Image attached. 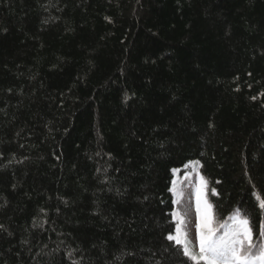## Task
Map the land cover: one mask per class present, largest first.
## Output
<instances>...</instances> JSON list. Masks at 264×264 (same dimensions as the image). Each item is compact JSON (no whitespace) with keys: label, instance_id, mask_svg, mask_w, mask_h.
I'll return each instance as SVG.
<instances>
[{"label":"trees","instance_id":"1","mask_svg":"<svg viewBox=\"0 0 264 264\" xmlns=\"http://www.w3.org/2000/svg\"><path fill=\"white\" fill-rule=\"evenodd\" d=\"M191 179L264 264V0H0V264H197Z\"/></svg>","mask_w":264,"mask_h":264},{"label":"snow or ice","instance_id":"2","mask_svg":"<svg viewBox=\"0 0 264 264\" xmlns=\"http://www.w3.org/2000/svg\"><path fill=\"white\" fill-rule=\"evenodd\" d=\"M175 172V170H173ZM175 183V181H173ZM264 208V204H261ZM199 197L197 212L199 213ZM198 224L197 229L199 233V255H193L186 241L181 240L180 229L177 228V235H169V241H175V244H183V254L195 260L197 264L203 261L204 264H251L249 251L251 245V232L249 229V221L247 219H240L236 222V226L230 233H226L224 237L214 238L215 229L210 225V221L203 225ZM248 241L249 251H243L244 241ZM256 259L264 262V250H261L260 255Z\"/></svg>","mask_w":264,"mask_h":264},{"label":"rangeland","instance_id":"3","mask_svg":"<svg viewBox=\"0 0 264 264\" xmlns=\"http://www.w3.org/2000/svg\"><path fill=\"white\" fill-rule=\"evenodd\" d=\"M199 197V213L197 212ZM178 217L183 222V227L188 238L196 244L197 225L206 224L208 208L203 198L201 185L195 179L186 181L179 191V199L176 204Z\"/></svg>","mask_w":264,"mask_h":264}]
</instances>
